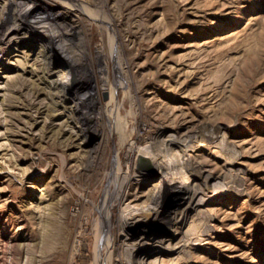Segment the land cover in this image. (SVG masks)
Wrapping results in <instances>:
<instances>
[{
  "label": "rangeland",
  "instance_id": "rangeland-1",
  "mask_svg": "<svg viewBox=\"0 0 264 264\" xmlns=\"http://www.w3.org/2000/svg\"><path fill=\"white\" fill-rule=\"evenodd\" d=\"M57 2L82 9L72 40L93 53L86 63L95 81L91 113L104 121L108 141L95 129L81 143L67 138L64 120L72 101L64 109L48 93L53 89L42 88L38 45L12 43L8 53L0 50V264H126L122 237L104 221L102 207L116 186L112 162L118 155L126 168L128 144L143 124L148 134L160 127L174 136L206 135L190 143L224 133L236 149L226 150V158L211 147L188 150L215 184L201 205L210 213V227L198 241L188 240L180 264H264V0ZM98 16H106L107 25ZM39 20L21 17L29 32L22 43L39 39L33 30ZM93 48L104 52L106 91ZM70 49L51 58L53 77L68 72ZM116 54L128 85L118 82ZM88 88L84 83L71 93L86 98ZM142 170L150 174L130 188L141 195L140 203L159 177L151 168ZM233 179L238 187L231 186ZM185 205L169 193L159 219L130 227L129 237L146 234L153 242L172 243V217ZM121 209H112L111 221Z\"/></svg>",
  "mask_w": 264,
  "mask_h": 264
},
{
  "label": "bare ground",
  "instance_id": "bare-ground-1",
  "mask_svg": "<svg viewBox=\"0 0 264 264\" xmlns=\"http://www.w3.org/2000/svg\"><path fill=\"white\" fill-rule=\"evenodd\" d=\"M53 1L57 0H0V50L2 52L7 50L6 53H8V47L12 43H21L27 46L38 45L40 52L35 54V56L37 58L42 56V59H40L42 74H37L39 75L38 79L43 80L44 86L42 88L47 89L49 87L53 89H48L51 90L48 93H55L58 97L56 102L61 104L64 109L69 106L65 102L72 101L69 113L67 114L68 118L64 120L66 125L69 126L64 131L65 134L69 135L67 138L73 142L77 140L76 143H81L85 140L86 132L95 129L97 134H100V137L107 142L108 133L106 132L104 121L102 118L96 121L94 115L91 113L92 104L96 102V94L93 91L95 81H92V78L88 75L86 63L93 53L82 48L84 44L81 45V43H76L75 40H72V34L76 33L75 23H78L76 21L79 20L82 9L78 6V8L74 7L73 3L57 2L55 4ZM24 13L25 15L30 14L35 18H40L36 28L33 29L36 30V38L39 39H33L31 43H22L24 42L23 39H26L25 36L29 34V32H24L22 29L21 17ZM58 16H61L62 20L58 21ZM93 16L96 17V14ZM104 17L106 16H100L99 18L103 19L104 24L107 25L108 21L106 22ZM80 28L82 29V27ZM115 43L113 46L116 48V52L119 51L118 45H125L122 41L118 45H115ZM63 46L71 48L70 50L73 52L72 55L66 52V57L71 58L70 68L65 74L53 77L51 74L54 73L49 72L50 60L59 54L57 51L63 52L65 50ZM94 50L99 79L102 82L105 81L101 88L106 91L109 87L108 82H106L108 80V66L104 65L102 60L104 52L100 48ZM116 55L117 58H115V55L113 57L114 62L116 61L119 67V70L117 69L118 82L128 85L127 70H125V66L121 60L122 57L120 56V58L118 54ZM76 59L80 62H76ZM50 75L52 78L49 80L47 77ZM84 83L90 85V88L87 89L88 92L85 93L86 98L81 97L82 93L80 94L78 91L77 94L71 93L73 91L72 88L78 87V89H81ZM56 102L54 103L56 104ZM61 112L64 111L62 110ZM72 123L77 127H74ZM140 129L142 133L139 132V135L137 134V139L140 137L144 140L141 143H138L137 139L130 140L126 153V168H122L118 155L115 156L112 162L116 166L114 170L116 186L113 193L109 196V202L103 204V219L109 227L114 229L115 232L117 230L118 234L122 237L120 242L124 245L123 257L126 258V264H180L183 261L182 259H184V256L181 255H184L183 251L186 248L188 240L192 242L198 241L201 235L205 234L210 227L208 223L209 217H211L208 215L210 213L207 214L201 208V205L204 199L203 195H206L207 189L211 186L213 187L215 184L213 183L214 176L209 173L204 174L201 163L193 161L188 155V150H194L197 146L211 147L217 156H224L226 158L228 157L226 156L228 155L225 152L226 150L235 151L236 149L224 136V133H221L217 137L208 135L209 141L205 139L198 143H190L194 138L197 139V137L201 136L200 139H203L206 135L204 136V133L201 131H188L189 133L174 136L170 133L165 134L166 131L160 127H157L153 133L148 134V125L146 124H143ZM180 144H185V146L180 150L174 149ZM233 157L235 156L230 157V160L233 161ZM234 162L238 163V160ZM142 164L157 172L159 177L155 181L156 186H153L154 188L144 194L145 200L140 203L136 200L141 195L137 192L132 193L130 188L135 181H141L146 178V175L150 174L142 170V168H145ZM230 181L231 186L238 187L240 185L237 179ZM169 193H177L186 202L184 209L180 211L176 210L172 217L176 228L170 235L173 240H176L171 243V238H169L167 243L163 241L157 243L149 240L150 237L146 234L130 238L127 231L130 227L132 228L136 224H143L150 220L159 219L160 205ZM121 206L122 209L119 211L117 219L111 221L112 209ZM168 252L170 253V257L166 256ZM173 254H177V256L171 257Z\"/></svg>",
  "mask_w": 264,
  "mask_h": 264
},
{
  "label": "water",
  "instance_id": "water-1",
  "mask_svg": "<svg viewBox=\"0 0 264 264\" xmlns=\"http://www.w3.org/2000/svg\"><path fill=\"white\" fill-rule=\"evenodd\" d=\"M143 165V164H142ZM145 168H149L148 166L143 165Z\"/></svg>",
  "mask_w": 264,
  "mask_h": 264
}]
</instances>
